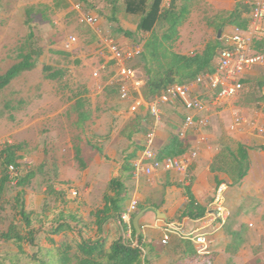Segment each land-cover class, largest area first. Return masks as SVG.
Listing matches in <instances>:
<instances>
[{"label":"crops","instance_id":"crops-1","mask_svg":"<svg viewBox=\"0 0 264 264\" xmlns=\"http://www.w3.org/2000/svg\"><path fill=\"white\" fill-rule=\"evenodd\" d=\"M224 1L227 3V0H214L213 3L217 7L224 8ZM229 1L232 4L228 8L232 10L228 17L231 24L222 26V33L238 26L232 23L230 17L233 12L240 9L241 4L243 5V8L241 7L242 18L246 19V26L249 20L250 9L248 6L243 4L241 0ZM83 6L88 12L100 16L98 29L88 25L84 26L88 27L96 38L97 45L96 43L94 45L96 49L93 52L94 57L98 58V61L104 60L103 63L100 62L93 68V76L97 69L100 70V75L94 77L101 79V83L98 85L99 92H101L112 86L110 80H103V71L106 70L107 65L112 63L116 71L109 52L102 51L100 46V34H107L105 33L107 31L105 24L109 22V26L116 28L117 32H122L125 35L118 38L114 37L122 44H125L129 38H132L131 42L137 41V38H143L147 41L150 33L149 31L139 32L138 26L134 29L130 28L119 19L111 20L109 16L103 17L98 11L86 9L85 5ZM72 12L77 18L73 6ZM62 17L61 14L59 17L61 21L63 20ZM60 20H57L56 23H59ZM185 23L179 28V38L174 44V50L190 56L202 53L207 44L201 47L200 51L194 52L198 46H196L192 35H183L182 27ZM127 32L134 33L136 37H130L126 34ZM222 33L220 34L219 31V43L215 41L219 45L217 51L221 45ZM176 44H178L177 50L175 49ZM82 56L86 57L85 55ZM94 57L91 58V61L95 59ZM216 61L215 58L214 66ZM36 67L22 73L38 70ZM261 72L263 78L259 77L263 82H256L259 83V88L262 90L258 102L260 107L257 110H254V107L245 108L238 103L247 90L245 86V90L235 101L212 112L211 124L208 127L201 131L193 128L188 131L187 137L183 139L178 134L186 114L184 100L175 104L161 105L162 121L157 129V149L162 150L175 137H178L183 147L186 148L181 155L188 153L197 146L199 148L198 158L191 167L192 181L186 186L180 183L181 177L175 171L160 170L149 176L145 174L139 177L134 176V164L145 150L146 134L153 118L146 103L138 112H132L129 109L131 100H123L119 92V106L111 109L109 113L100 114L96 113L95 110L92 112L90 109H84L89 100L83 95L72 101H66L61 91L60 94L51 91L53 88L50 83L52 79L47 80L45 83L48 89L46 94L42 98L29 100L27 111L23 110L22 112L25 113H22L23 115H20L19 119L14 116V113L8 115L17 121L8 125L7 132L5 131L3 134V137L8 135L14 137L7 144H15L21 147L19 154L24 155V162L20 167L24 171L28 169L35 171L29 185L21 186L22 189L19 188L20 197L23 196L28 205V210H25L32 212L33 220L37 222V228L40 227V217L44 215L48 217L44 222L43 230L45 232L61 213H72L80 217L82 225L76 228L74 234H61L58 237L59 241L72 239L73 235H76L79 239L91 238L96 240L100 237H106L111 243L123 235V230L118 223L121 215L116 218H113L114 215L108 218L100 228L99 214L102 210H106L108 214L114 213L112 203L107 201L109 196L115 195L110 183L113 179L121 180L127 190L126 198L118 203L121 214L135 199L139 203V211L134 217L142 210H147L140 220L141 242H143L146 250L145 257L153 259L154 264L160 259H167L170 262L167 264H183L181 259L184 249L188 248L187 241L173 236L170 243L163 248L161 245L162 226L168 221L182 219L185 221L187 229H193L195 225L191 219L197 218L193 215L202 214L199 216L202 217L213 200L215 190L222 183H227L226 203L232 215L221 229L210 230L211 250L216 255L212 263L250 264L254 260V256L250 255L253 253H249V248L255 244L258 245L264 239V150L260 148L264 147V135L259 134L252 124V121L257 120L264 125L263 68L255 66L248 71L244 79L245 84L247 79L254 80ZM139 74L145 79L146 84L147 75ZM186 83L191 84L192 96L203 99L211 97V90H207L203 85L194 80ZM143 94L146 102L154 97L147 96L144 87ZM21 99L19 103L24 102ZM73 105L76 111L71 113L69 109ZM5 108H10V104L6 103ZM236 113L242 115L245 121L236 129H231ZM3 115V112L0 113V117ZM86 115L88 118L84 120L83 116ZM1 120L2 118H0V122ZM4 120L2 124L7 123V119ZM69 123L74 127L75 133H70ZM0 135H2L1 130ZM29 136L35 138L30 140ZM202 137L206 139L201 142ZM47 139L53 142L51 147L55 157L50 161L43 159L36 163V157L30 156L25 148L27 144L33 149L39 145L38 150L45 152ZM242 143L250 145L248 149L250 167L243 183L240 182L239 174L246 168V163L238 156ZM7 144L0 149V152ZM37 164L39 167L36 166ZM43 164H46L44 168L49 169V171L42 172L40 168H43ZM2 174L3 170L0 168V178ZM47 174L52 175L53 180L50 181L52 187L51 185L38 186V181L45 180ZM73 191H77L78 195L74 196ZM19 218H21L20 215ZM71 223L76 226V222ZM136 234L138 233L136 232ZM246 247L247 249H245ZM154 248L156 249L154 250Z\"/></svg>","mask_w":264,"mask_h":264},{"label":"rangeland","instance_id":"rangeland-1","mask_svg":"<svg viewBox=\"0 0 264 264\" xmlns=\"http://www.w3.org/2000/svg\"><path fill=\"white\" fill-rule=\"evenodd\" d=\"M213 1L196 0L189 20L182 27L183 35H192L196 46H198L194 52L200 51L201 47L210 42L217 41L219 43L221 27L231 24L228 18L232 12L228 9L232 5L231 2L227 0L225 3L224 1V8H221L217 7ZM77 2L85 5L86 9L98 11L103 17L116 11L117 19L133 29L141 22L142 14L129 12L126 0H0V75L4 74L11 65L19 63L26 54L31 55L32 61L38 66L36 67L38 70L22 73L13 79L7 88L0 90V113H4L0 117L2 118L0 122L2 132L0 149L14 138L12 135L3 137L5 131L8 130V125L17 121L21 117L20 115L25 113L22 112L23 110L27 111L29 100L42 98L48 91L45 83L51 79L46 78L45 75L47 74L43 72L44 65H49L63 72L60 79L51 80L50 83L53 85L51 91H56L57 94H60L61 91L66 101H72L83 95L89 100L84 109H90L92 112L95 110L96 113L100 114L109 113L111 109L119 106V86L116 83H111L112 86L99 92L98 85L101 83V79H96L93 76V68L100 62L103 63L104 60L98 61V58L94 57L96 38L88 27L78 22L72 12V6ZM162 4L168 5L169 0H163ZM114 7L115 10H113ZM61 14L63 16L62 21L59 19ZM57 20H60L59 23H56ZM107 24H105L107 35L115 38L125 36L122 32H117L116 28L109 26V22ZM70 36H77L78 42L73 50H66L64 43ZM131 40L132 38L127 39L125 44H130ZM176 45L175 49L177 50L178 44ZM92 57L95 58L93 61H91ZM162 61L164 62L166 59H162ZM128 65L133 66L139 73L146 76L143 57L129 61ZM103 74L105 81L110 80L112 82L117 79L112 63L107 65ZM259 76L263 78V73L261 72L260 75L256 76V80L247 79L245 81L247 90L238 102L245 108L254 107V110H257L260 107L258 102L262 90L259 88V83L256 82L263 81L260 80ZM20 98L24 102L19 103ZM6 103L10 104V108H5ZM130 106L131 104L129 109ZM69 111L71 113L76 111L74 105ZM11 113L17 117L16 120L8 116ZM74 117L76 119V116ZM4 119H7L6 124H2ZM69 131L75 133L71 123H69ZM72 137L75 136L72 135ZM34 138V136H29L30 140ZM51 145L53 142L47 139L45 152L38 150L39 145L33 149L27 144L25 149L30 156L36 157V163H38L43 159L50 161L55 157ZM36 166L39 167L38 164ZM45 166L46 164H43V168H40L43 173L49 171V169L44 168ZM45 177V180L38 181L37 185L40 187L51 185L52 187L50 184V181L53 180L52 175L47 174ZM19 188L22 189L18 184L10 182L4 194L0 196V233L7 231L14 219H20L17 214L18 211L22 208L28 210L25 198L20 197ZM255 245L249 248V253H253L250 255L254 256V260L250 264H264V239ZM165 247L163 246V248ZM16 249L14 241L6 242L0 239V251ZM167 263H170L167 259H160L155 262V264Z\"/></svg>","mask_w":264,"mask_h":264},{"label":"trees","instance_id":"trees-1","mask_svg":"<svg viewBox=\"0 0 264 264\" xmlns=\"http://www.w3.org/2000/svg\"><path fill=\"white\" fill-rule=\"evenodd\" d=\"M126 1L129 12L142 14L138 31L150 32L147 41L143 38H137L144 47L142 57L147 75L144 92L147 96H155L172 84L190 82L200 74L214 70V62L219 47L217 42L208 43L202 53H197L194 56L180 54L174 50V44L179 38V28L189 18L196 0H170L168 5H163V0ZM241 7L243 8L242 4ZM241 7L233 12L230 18L232 23L245 28L247 21L242 18ZM115 13L116 11H113V14L109 13L106 16H109L111 20H117ZM126 34L133 38L136 37L131 32ZM162 59H166V61L163 62ZM35 67L36 64L32 61L31 55H24L19 63L13 65L0 76V90L8 86L23 71ZM43 70L48 79H59L63 75L61 70H56L49 65H44ZM87 118V115L83 116L84 120ZM249 146L242 143L238 151V156L246 163V168L239 174L241 183L249 172ZM260 148L264 150V147ZM20 149L19 145L7 144L0 152V168L3 170L0 178V196L11 182L8 172L9 166L20 167L23 165L24 155L19 154ZM185 149L180 139L175 137L168 146L159 151V155L161 158L178 156ZM34 173L33 169L23 171L18 185L22 187L29 185ZM110 187L115 195L109 196L107 201L112 203L114 213L108 214L106 210L100 211V228L108 218L113 215V218L121 215V208L118 203L126 198L127 190L121 180L113 179ZM17 214L21 218L14 219L8 230L0 233V239L6 242L14 241L17 250L0 251V264H154L153 259H147L143 256L141 249L124 242L123 235L111 243L106 237L94 240L91 238L79 239L76 235H73L72 239L59 241L58 237L61 234H74L76 228L82 225L80 217L76 214L61 213L53 220L51 227L46 232L43 230L44 222L48 219L46 215L40 217V227L37 228V222L33 220L32 212H27L22 208ZM201 215L194 214L193 216L199 217ZM71 222H76V226ZM138 238L141 240L142 235L139 234ZM186 244L188 248L184 249L181 259L183 264H212L215 260L216 255L213 252L200 255L190 241H187ZM202 260L203 262H201Z\"/></svg>","mask_w":264,"mask_h":264},{"label":"built area","instance_id":"built-area-1","mask_svg":"<svg viewBox=\"0 0 264 264\" xmlns=\"http://www.w3.org/2000/svg\"><path fill=\"white\" fill-rule=\"evenodd\" d=\"M241 2L250 9L247 26L245 28L235 26L222 33L214 70L210 73H202L194 80L207 90H211L209 99L192 96L190 83H175L146 102L143 94L145 79L141 77L137 69L128 65L129 61L142 56L143 44L139 40L132 41L130 44H122L111 35L100 34L101 50L109 52L116 68L115 77L117 79L111 83H116L119 86L120 97L123 100H131L130 109L132 112H138L146 103L149 113L153 117L146 134L145 150L134 164V176L139 177L143 174L149 176L160 170L175 171L181 177L180 183L188 185L192 181L191 167L198 158L199 148L197 146L181 156L160 157L156 147V138L157 129L162 121L161 105L175 104L184 100L186 114L178 135L182 139L186 138L189 130L195 128L201 131L208 127L211 124L213 111L235 101L243 93L245 75L250 69L260 66L264 70V0H241ZM73 10L76 11L80 24L98 29L99 15L85 10L80 2L74 3ZM97 31L100 33L99 30ZM77 42V36H70L65 41L64 48L73 50ZM99 75L100 70L97 69L94 76L98 77ZM244 121L245 118L236 113L231 129H236ZM252 124L259 134L264 135L263 124L257 120L252 121ZM205 139L202 137L200 141ZM23 171L21 167L10 165L8 172L11 182L18 184ZM227 189V183L219 185L205 214L202 217L191 219L195 225L193 229H187L186 223L182 219L166 222L162 226L161 244L168 245L172 237L176 236L181 240L193 243L200 255L212 253L210 230L221 229L232 215L226 203ZM72 194L77 196L78 192L73 191ZM138 205L136 199L132 200L129 207L119 217L118 223L123 230L124 242L141 249L145 257L146 250L143 242L138 238L133 224V217L139 211Z\"/></svg>","mask_w":264,"mask_h":264},{"label":"water","instance_id":"water-1","mask_svg":"<svg viewBox=\"0 0 264 264\" xmlns=\"http://www.w3.org/2000/svg\"><path fill=\"white\" fill-rule=\"evenodd\" d=\"M222 33V30H220V34ZM146 209L142 210L141 212H139L135 217H134V220H133V224H134V228L136 230V232L138 234H141V223H140V220L142 218V216L146 213Z\"/></svg>","mask_w":264,"mask_h":264}]
</instances>
